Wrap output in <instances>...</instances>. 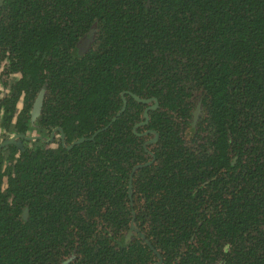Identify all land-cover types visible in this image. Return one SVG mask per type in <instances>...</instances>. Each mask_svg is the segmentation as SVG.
Returning <instances> with one entry per match:
<instances>
[{
  "label": "trees",
  "instance_id": "16d2710c",
  "mask_svg": "<svg viewBox=\"0 0 264 264\" xmlns=\"http://www.w3.org/2000/svg\"><path fill=\"white\" fill-rule=\"evenodd\" d=\"M0 85V264H264V0H6Z\"/></svg>",
  "mask_w": 264,
  "mask_h": 264
},
{
  "label": "water",
  "instance_id": "95a60500",
  "mask_svg": "<svg viewBox=\"0 0 264 264\" xmlns=\"http://www.w3.org/2000/svg\"><path fill=\"white\" fill-rule=\"evenodd\" d=\"M6 0H0V7L2 6V4L5 2ZM91 41L92 40H90V39H88V40H85L80 46H79V48H78V51H77V53L78 54H83L84 52H85V50L88 48V46H89V44L91 43ZM132 96H134V95H132ZM44 97H45V92L44 91H41L40 92V94H39V96H38V98H37V100L35 101V104H34V109H33V112H32V115H33V119H36L39 115H40V112H41V109H42V106H43V101H44ZM135 97V96H134ZM137 100H139V101H141L140 99H138L137 97H135ZM156 100V99H155ZM151 100H148V101H143L144 103H148V102H150ZM156 102V104L158 103V101L156 100L155 101ZM149 104V103H148ZM126 109V104H125V106H124V109H123V111L122 112H124V110ZM148 110L149 109H147L146 110V117L148 118ZM198 114H199V111H197L196 113H195V115H196V117L198 116ZM116 120V118H114L113 119V121H115ZM17 137H22V138H25L24 136H17ZM17 137H14V138H12V139H10V140H8V141H6V142H4L3 144H1L0 145V149L4 146V145H6V144H10V143H17L16 142V139L15 138H17ZM95 136H93L91 139H93ZM63 140H64V135H63ZM53 139V136H52V138H51V140ZM86 140L85 139H80V140H78L75 144H73L72 146H70L69 148H72L73 146H75V145H77V144H79V143H83V142H85ZM17 145L20 147V148H22V143H17ZM132 231H133V228H131V231H130V233H129V237L132 235ZM143 238H144V236H142ZM155 253L159 256V258H160V260H161V262H159V264H161L162 263V258H161V256L159 255V253L157 252V251H155Z\"/></svg>",
  "mask_w": 264,
  "mask_h": 264
},
{
  "label": "rangeland",
  "instance_id": "374dc122",
  "mask_svg": "<svg viewBox=\"0 0 264 264\" xmlns=\"http://www.w3.org/2000/svg\"><path fill=\"white\" fill-rule=\"evenodd\" d=\"M3 87L0 85V98L2 97V95H3ZM22 100L20 101V103H19V106H18V109L20 110V108L22 107ZM36 135V133H33L32 134V136H35ZM56 138H59L58 137V135L56 136ZM4 139V136H3V131L1 130V128H0V144H1V141Z\"/></svg>",
  "mask_w": 264,
  "mask_h": 264
},
{
  "label": "flooded vegetation",
  "instance_id": "af4514ba",
  "mask_svg": "<svg viewBox=\"0 0 264 264\" xmlns=\"http://www.w3.org/2000/svg\"><path fill=\"white\" fill-rule=\"evenodd\" d=\"M38 96H39V95H38ZM37 98H38V97H37ZM36 100H37V99H36ZM196 121H197V117H196V115H195V116H194V124L196 123ZM14 137H15V136H12L11 139L14 138Z\"/></svg>",
  "mask_w": 264,
  "mask_h": 264
},
{
  "label": "clouds",
  "instance_id": "9594fccd",
  "mask_svg": "<svg viewBox=\"0 0 264 264\" xmlns=\"http://www.w3.org/2000/svg\"><path fill=\"white\" fill-rule=\"evenodd\" d=\"M224 250H225V251H228V246H226Z\"/></svg>",
  "mask_w": 264,
  "mask_h": 264
}]
</instances>
